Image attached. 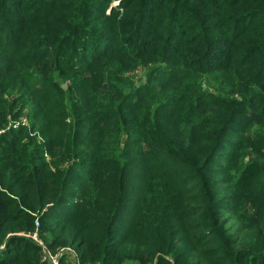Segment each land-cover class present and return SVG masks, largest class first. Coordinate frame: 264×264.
Wrapping results in <instances>:
<instances>
[{"label":"trees","instance_id":"16d2710c","mask_svg":"<svg viewBox=\"0 0 264 264\" xmlns=\"http://www.w3.org/2000/svg\"><path fill=\"white\" fill-rule=\"evenodd\" d=\"M111 2L0 0V264H264V0Z\"/></svg>","mask_w":264,"mask_h":264},{"label":"rangeland","instance_id":"374dc122","mask_svg":"<svg viewBox=\"0 0 264 264\" xmlns=\"http://www.w3.org/2000/svg\"><path fill=\"white\" fill-rule=\"evenodd\" d=\"M119 1L120 0H112L108 14L111 13L113 8H117ZM150 71H151V68L144 69L141 66H138V68H136V70L128 72V73L126 72L124 74V77H127L126 81L129 79V82H130L129 84L127 82H125L126 85L132 87V86H136L140 83L146 82V78L150 74ZM65 88H66V86H64V89ZM211 91H214V90L211 89ZM160 98H162L163 100H167V97H165V95H161ZM17 103L20 104L21 102L18 101ZM27 106H29L33 109V106L30 103H27ZM16 113H17V111L14 112V114H16ZM195 117H196V120H194L195 125H200L201 121H202L201 115H195ZM12 119L13 118H11V116H9V115L7 116V122L2 124L3 128L0 129V135H2L4 133H9V132L15 133L16 129H18L20 127L24 128V130L26 128L30 129L31 127H35L36 130H38L40 128L39 122L41 120H40V118H38V114L35 113V117H33L31 115L30 108H28V107L24 109L22 115L19 118H17L16 120H14V119L12 120ZM70 122H71L70 117L67 116L64 118V123L69 124ZM182 125H186V124H182ZM33 135H36V138L38 141V144L36 146L38 151H42V152L47 151L46 146L44 145V142L40 138L39 134L34 133ZM124 135H123L122 145H124L125 140L127 139V136L126 135L124 136ZM12 138H15V136H12ZM67 164H69V162H67L66 165ZM134 199L135 198H131L130 203H132V201H134ZM19 235H24V234H19ZM25 236L28 237L29 239H31L33 242L37 243L41 247V249L43 250V252H42V261L43 262H47L50 264H59V263H61V264H85L79 258L80 255L78 254V252L76 251V249L74 247L67 246V247L61 248L55 252H52L46 247V244L44 243V241L42 239L38 238L36 233L25 234ZM7 237H5V239ZM44 237H45L44 238L45 241L50 239L49 236H44ZM46 249L51 254H49ZM4 250H5V245L0 244V251L2 252ZM44 256H46V259H44ZM51 261H55V262L51 263ZM123 264H131V263L124 262Z\"/></svg>","mask_w":264,"mask_h":264},{"label":"built area","instance_id":"2783aa9c","mask_svg":"<svg viewBox=\"0 0 264 264\" xmlns=\"http://www.w3.org/2000/svg\"><path fill=\"white\" fill-rule=\"evenodd\" d=\"M36 224H38L37 221H36ZM46 250H47V249H46ZM47 251H48V250H47ZM42 252H43V250H42ZM48 253L51 254L49 251H48ZM44 255H45V254H44ZM44 259H46V256H44ZM54 262H55V261H51V263H54Z\"/></svg>","mask_w":264,"mask_h":264}]
</instances>
